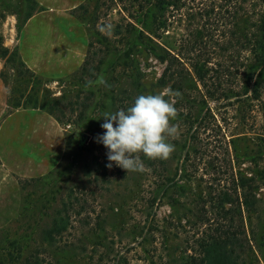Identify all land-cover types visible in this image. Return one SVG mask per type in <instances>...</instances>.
Segmentation results:
<instances>
[{"label": "rangeland", "instance_id": "obj_1", "mask_svg": "<svg viewBox=\"0 0 264 264\" xmlns=\"http://www.w3.org/2000/svg\"><path fill=\"white\" fill-rule=\"evenodd\" d=\"M144 1L83 0L73 13L84 28L87 49L89 46L86 57L72 74L44 78L21 62L16 48L20 28L27 14L37 10V4L33 0H0V121L7 113L18 108H32L37 102L38 108L45 105L57 109L54 114L61 118L60 124L67 135L66 151L59 164L39 180L22 181L19 211L0 227V254L13 251L11 247L14 246L26 252L44 247L40 257L48 264H180L172 261L180 254L185 231L189 230L192 219L183 218L178 227L175 219L183 215L182 210L173 209L163 198L152 206L158 177L146 167L143 172L127 173L123 169L124 175L122 168L113 163L111 168L107 167V176L95 182L85 166L95 158L102 165L109 163L108 150L96 141V137L105 131L101 127L105 122L103 114L115 112L119 108L117 105L125 104L117 101L124 97V91L145 90V95L158 94L171 86V82L160 85L166 63L151 52L154 43L150 39L159 44L169 43L174 52L182 53V60L186 62L191 61L187 57L193 54L186 52L189 47L185 46L198 40L196 31L200 30L204 37L199 44H206L200 59L208 60L209 67L218 66L219 70L222 66L234 65L238 19L229 17L238 8V0H182L178 11L169 9L166 14L167 19L175 18L176 22L166 28L160 40L149 34L144 26L150 16H147ZM199 8H214L215 11L210 16L194 15L203 13ZM184 67L189 71L185 75V87L191 86L188 88L190 95L201 101V96L206 94L205 88L194 77L189 63ZM215 75L214 71L210 72L209 84ZM224 76L222 87L232 86L235 90L236 75ZM205 98L207 105L202 111L203 115L207 113L208 123L202 124L195 139L189 140L193 152L189 161L191 178L185 182L193 190L206 189V184L214 179L223 184L221 179L232 171L233 163L235 171L248 176L254 174L260 180L264 161L259 159V145H264V141L260 142L257 136L264 133V104L255 115L257 127L252 129L248 126L251 124H241L238 116L234 119L235 105H227L223 98ZM182 105L189 106L176 103L178 113L187 112ZM192 107L196 115L203 105L195 103ZM180 119L178 115L173 121L178 125L179 134L183 132ZM83 133L89 135V139L82 143ZM172 139L169 138V142L174 144ZM210 163L221 170V176H214ZM176 164L170 165V172H174ZM77 186L87 194L84 196L88 199L87 210L92 220L95 222L97 215L105 218L101 229H89L93 225L80 228L83 216L77 217L79 220L74 217L71 218L74 228L64 233L61 242L43 244L42 231L50 224L51 216L68 191ZM256 193L257 209L245 214V224L253 248L251 259L254 264H264V185L261 184ZM149 227L153 230L148 235ZM65 241L74 245L66 247Z\"/></svg>", "mask_w": 264, "mask_h": 264}, {"label": "trees", "instance_id": "obj_2", "mask_svg": "<svg viewBox=\"0 0 264 264\" xmlns=\"http://www.w3.org/2000/svg\"><path fill=\"white\" fill-rule=\"evenodd\" d=\"M36 3L35 0H33ZM139 1V0H135ZM142 1V0H141ZM144 1V0H143ZM146 2V3H144ZM143 3L147 5L148 21L144 23L146 30L154 38L160 40L161 34L166 31L169 25L176 22L174 19H167L166 14L174 10L178 11L182 5V0H145ZM37 4V3H36ZM225 10L228 12L227 4ZM170 9V11H169ZM203 13L196 12L201 17L210 16L215 9H198ZM229 18L238 19L237 23V53L234 65L220 66L222 70L209 67V62L206 59H200L201 51L206 48V44H199L204 37L202 31L197 30L196 39L194 42L187 44L186 52L193 54L187 57L191 61L184 62L181 57L182 53L174 52L169 43L164 45L159 44L150 39L154 43L151 47V52L159 59V61L166 63V67L160 78V85L165 86L172 83L169 87L173 91H179L182 98H176L178 104L182 105V109H186V113H179L180 127L182 133L174 138V145L177 149L173 152L168 160H149L143 154L140 158L143 161L146 169L158 177L159 183L156 189V195L153 197V203L158 199H167V203L173 209L182 210L183 215L178 216L177 226L180 227L181 220L187 217L190 227L186 230L182 241L180 254L173 258V263L180 264H254L252 258V246L247 236V227L245 224V214L247 212H254L257 209L258 196L256 191L260 185H264V170L261 171L260 180L256 176L245 175L240 171H235L234 163L232 171L225 175L222 180L214 179L213 182L206 184V189L193 190L187 182L191 178V171L189 161L192 155V141L196 137L202 124L208 123L207 113L203 115L204 105H207L205 97L219 100L223 98L227 101V105H235L234 119L238 116L240 123L248 125L254 129L257 127L256 114L259 112L261 105L264 104V0H238V8ZM34 12L30 11L27 18H30ZM193 15V13L191 14ZM191 19L193 18L190 16ZM200 17V18H201ZM196 17L193 19L195 20ZM25 20V22H26ZM24 22V23H25ZM219 22V21H217ZM23 23V24H24ZM22 24V26H23ZM21 26V27H22ZM235 35L236 33H232ZM203 41V40H202ZM163 44V46H162ZM89 49V46H88ZM87 49V53H88ZM226 50L227 47H224ZM18 53V50H17ZM200 54V55H199ZM19 56V54H18ZM20 58V57H19ZM183 59V60H182ZM25 65V63L21 60ZM86 62V61H85ZM186 63L192 68V73L198 82H201L205 88V95H202V100L197 101L190 95V91L185 87L187 78L185 75L189 72L185 69ZM26 66V65H25ZM27 67V66H26ZM224 67V69H223ZM28 68V67H27ZM29 69V68H28ZM30 70V69H29ZM31 71V70H30ZM216 73L214 80L209 84L208 77L210 72ZM186 72V73H185ZM34 73V72H33ZM225 75V76H224ZM236 75L235 90L234 87H222V77H231ZM213 78V77H211ZM145 94L144 91L126 90L123 92V98L117 101L125 103L124 105H117V110L127 109L133 103L138 95ZM218 95V97H215ZM202 104L203 107L194 115L192 104ZM36 106L32 108H38ZM42 105V104H41ZM40 109L53 115L60 123V117L55 116L56 108L49 106L48 108L39 106ZM55 107V106H54ZM29 108V107H23ZM181 109V110H182ZM63 112V111H62ZM210 112V110H208ZM260 142L264 141V133L258 134ZM84 141H82L83 143ZM234 142V141H233ZM260 160L264 161V145L260 143ZM234 152V148H233ZM98 158V157H97ZM96 159V158H95ZM92 160L86 167L87 174L90 178L94 177L95 182L101 178H105L108 174L106 165H102L98 159ZM177 162L174 172H170L168 168L173 162ZM103 166V171H102ZM189 166V167H188ZM101 168V169H100ZM210 170L214 171V176H221V170H217L214 163L209 164ZM93 170V172H92ZM123 170V169H122ZM126 175L125 171L122 172ZM213 174V173H212ZM260 175V172H257ZM42 177L32 178L30 180H39ZM22 179L19 181L21 193ZM217 181L219 183L217 184ZM216 182V183H215ZM94 194V192H91ZM86 193L77 186L72 187L62 200L59 208L51 216L50 224L44 228L42 242L43 244H57L61 242L64 233L69 232L74 228L72 219L74 217L81 218L80 228H86L93 225L91 230L101 229V223L105 218L101 219V215H97L94 222L90 212ZM184 198V199H183ZM85 214V215H83ZM72 218V219H71ZM79 220V219H77ZM177 227V228H178ZM153 227L148 228V235L152 232ZM64 246L72 247L73 242L65 241ZM63 246V247H64ZM12 250H7L0 254V264H48L40 257V252L44 251L38 247L35 251L26 252L22 247H11ZM4 250V248L2 249ZM174 251V250H173ZM176 252V251H174Z\"/></svg>", "mask_w": 264, "mask_h": 264}, {"label": "crops", "instance_id": "obj_3", "mask_svg": "<svg viewBox=\"0 0 264 264\" xmlns=\"http://www.w3.org/2000/svg\"><path fill=\"white\" fill-rule=\"evenodd\" d=\"M37 10L20 28L17 50L35 74L59 78L75 72L87 54L84 28L73 10L83 0H35ZM40 108H18L0 121V227L21 205L19 181L43 177L62 160L67 137Z\"/></svg>", "mask_w": 264, "mask_h": 264}, {"label": "clouds", "instance_id": "obj_4", "mask_svg": "<svg viewBox=\"0 0 264 264\" xmlns=\"http://www.w3.org/2000/svg\"><path fill=\"white\" fill-rule=\"evenodd\" d=\"M176 98L182 94L168 88L158 94L138 95L126 110L105 112L101 125L105 131L96 141L108 150L106 167L115 163L127 173L143 172L141 154L149 160L170 159L175 145L169 138L179 135L178 125L173 123L179 115Z\"/></svg>", "mask_w": 264, "mask_h": 264}, {"label": "water", "instance_id": "obj_5", "mask_svg": "<svg viewBox=\"0 0 264 264\" xmlns=\"http://www.w3.org/2000/svg\"><path fill=\"white\" fill-rule=\"evenodd\" d=\"M88 137H89V135L83 133L80 138L82 139V141H85V140L89 139Z\"/></svg>", "mask_w": 264, "mask_h": 264}]
</instances>
